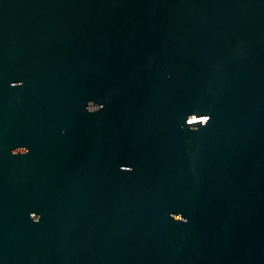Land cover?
<instances>
[{"label": "water", "instance_id": "obj_1", "mask_svg": "<svg viewBox=\"0 0 264 264\" xmlns=\"http://www.w3.org/2000/svg\"><path fill=\"white\" fill-rule=\"evenodd\" d=\"M0 264H264V0H0Z\"/></svg>", "mask_w": 264, "mask_h": 264}, {"label": "clouds", "instance_id": "obj_2", "mask_svg": "<svg viewBox=\"0 0 264 264\" xmlns=\"http://www.w3.org/2000/svg\"><path fill=\"white\" fill-rule=\"evenodd\" d=\"M204 121H206L207 120V116H205V117H203L202 118ZM26 151H20V148H15V149H12L11 150V154L12 155H15V154H17V153H20V154H24ZM177 218H179V217H177ZM31 220L35 223V222H37V218L35 217V216H31Z\"/></svg>", "mask_w": 264, "mask_h": 264}, {"label": "snow or ice", "instance_id": "obj_3", "mask_svg": "<svg viewBox=\"0 0 264 264\" xmlns=\"http://www.w3.org/2000/svg\"><path fill=\"white\" fill-rule=\"evenodd\" d=\"M210 120V116L209 115H207V120H206V123L208 122ZM17 154H20V153H17ZM16 155V154H15ZM124 171H130V170H128V169H125ZM178 220L179 219H182V218H177Z\"/></svg>", "mask_w": 264, "mask_h": 264}]
</instances>
